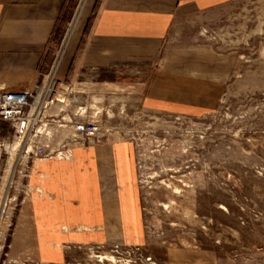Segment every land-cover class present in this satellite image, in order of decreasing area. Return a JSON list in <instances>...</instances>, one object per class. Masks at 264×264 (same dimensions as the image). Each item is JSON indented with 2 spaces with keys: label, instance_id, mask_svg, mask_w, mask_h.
I'll return each mask as SVG.
<instances>
[{
  "label": "rangeland",
  "instance_id": "obj_1",
  "mask_svg": "<svg viewBox=\"0 0 264 264\" xmlns=\"http://www.w3.org/2000/svg\"><path fill=\"white\" fill-rule=\"evenodd\" d=\"M85 1L71 0L64 21L76 22ZM74 26L55 31L41 81L65 100L52 110L58 119L36 121L23 138L0 122V264H264V0L198 23L195 46L222 54L225 71L200 102L207 108L190 113L148 107L142 65L61 78ZM77 122L96 123L98 134L86 139ZM79 149L127 151L100 172L103 193L126 207L115 206L111 222L46 236L57 200L48 163L73 165Z\"/></svg>",
  "mask_w": 264,
  "mask_h": 264
},
{
  "label": "crops",
  "instance_id": "obj_2",
  "mask_svg": "<svg viewBox=\"0 0 264 264\" xmlns=\"http://www.w3.org/2000/svg\"><path fill=\"white\" fill-rule=\"evenodd\" d=\"M70 1L0 0V91L35 90L52 65L48 50L55 31L72 21L74 32L57 72L61 78L75 77L78 69L97 73L142 65L149 68L143 89L148 107L189 113L207 108L200 102L207 104V95L223 82L224 57L195 46L194 31L207 13L241 0H86L76 22L74 17L65 22ZM127 156L123 149H79L73 165L48 163L56 180L47 186L57 200L44 222L45 235L64 237L61 226L111 222L115 206L126 207L127 198L115 205L103 193L100 172L108 175L107 161L117 158L121 164Z\"/></svg>",
  "mask_w": 264,
  "mask_h": 264
},
{
  "label": "built area",
  "instance_id": "obj_3",
  "mask_svg": "<svg viewBox=\"0 0 264 264\" xmlns=\"http://www.w3.org/2000/svg\"><path fill=\"white\" fill-rule=\"evenodd\" d=\"M60 97L59 88L52 81L42 82L35 90L22 93L0 91V121L8 123L17 135L24 136L33 128L36 121H56L58 119V113H53L52 110L65 103V100ZM73 127L86 139L95 137L99 130L94 122H77ZM34 155L42 161L41 157L45 156V153L40 148ZM60 155L62 152L56 156Z\"/></svg>",
  "mask_w": 264,
  "mask_h": 264
},
{
  "label": "bare ground",
  "instance_id": "obj_4",
  "mask_svg": "<svg viewBox=\"0 0 264 264\" xmlns=\"http://www.w3.org/2000/svg\"><path fill=\"white\" fill-rule=\"evenodd\" d=\"M63 95V94H62ZM22 138H23V136H22ZM21 144H22V140L20 139L19 141H18V143L16 144V146H15V151L16 150H18V148L21 146Z\"/></svg>",
  "mask_w": 264,
  "mask_h": 264
},
{
  "label": "trees",
  "instance_id": "obj_5",
  "mask_svg": "<svg viewBox=\"0 0 264 264\" xmlns=\"http://www.w3.org/2000/svg\"><path fill=\"white\" fill-rule=\"evenodd\" d=\"M74 1H77V0H74ZM69 20H70V18L67 19V21H69ZM65 21H66V20H65ZM57 30H58V29H57Z\"/></svg>",
  "mask_w": 264,
  "mask_h": 264
}]
</instances>
